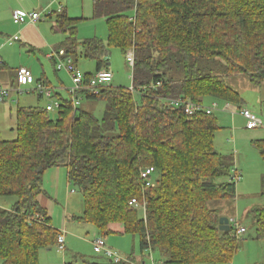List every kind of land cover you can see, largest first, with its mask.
<instances>
[{
    "label": "trees",
    "instance_id": "16d2710c",
    "mask_svg": "<svg viewBox=\"0 0 264 264\" xmlns=\"http://www.w3.org/2000/svg\"><path fill=\"white\" fill-rule=\"evenodd\" d=\"M93 2L94 18L106 19L107 44L80 42L82 20L56 12L50 14L52 33L66 35L59 50L76 65L78 56L94 60L97 72L109 69V48L124 56L133 51L132 81L140 95L111 85L84 94L78 107L70 95L55 112L17 109V138L3 140L0 132V198L15 199L11 207L0 206V261L40 264L41 251L57 246L60 231L39 197L45 174L66 167L84 202L73 221L94 225L103 236L111 224H121L125 234L139 238L142 252L152 251L163 264L231 263L241 239L232 225L221 231L220 220L236 201L232 178L238 169L233 155L216 150L215 113L218 103L243 104L227 78L246 75L264 83V0ZM95 74L86 73V82ZM180 99L204 106L211 99L206 107L216 104L217 110L189 117L171 103ZM99 104L101 117L95 114ZM252 146L264 159V138ZM147 167L156 170L149 189L140 178ZM133 199L146 201L147 219L129 205ZM248 215L264 239V203ZM68 264L114 263L78 256Z\"/></svg>",
    "mask_w": 264,
    "mask_h": 264
},
{
    "label": "rangeland",
    "instance_id": "374dc122",
    "mask_svg": "<svg viewBox=\"0 0 264 264\" xmlns=\"http://www.w3.org/2000/svg\"><path fill=\"white\" fill-rule=\"evenodd\" d=\"M85 4V17H76L82 20L79 24L78 40L83 42L85 40L98 38L106 45L108 39L106 19L93 17L91 12L93 4L91 0H86ZM76 8L78 9V7ZM51 11L53 10H50V14L53 13ZM89 14L90 16H88ZM130 16L133 17L134 12H130ZM44 20L48 24L51 22L49 18L46 19V16H44ZM54 36L60 37L61 42L59 46L66 39V35L63 33L54 34ZM7 38L8 37L0 36V60L3 62L7 61L9 64L7 68L0 69V86L14 89L16 85V71L21 67L31 69L35 78V83L25 87L24 93L18 94L16 91H13L10 98L5 103L0 104L1 137L3 140L10 141L17 138L16 112L18 108L37 106L44 108L48 103L59 102L57 97H54L51 101L46 98L40 101V94L36 91L33 92V90L38 87L41 81H44L46 85L54 89V92H57L58 88L64 87L63 97L66 99H69L70 94L68 89L72 87V81L70 75L66 71H57L54 63L47 57L57 49L48 52L30 51L28 48L21 47L18 44L14 46L8 45ZM81 50L82 49L79 48V52H81ZM108 51L109 68H111L110 70L113 72L115 78L112 86L130 89L133 85V74L132 69L127 63L126 56L117 48H109ZM77 60V66L84 74L90 73V71L93 73L96 71V62L94 60L80 56H78ZM225 82L241 95L243 104L241 106H235L254 112L257 114L258 118L264 122V83L262 85L254 84L246 75L229 77ZM212 103L213 101H211V99H207L205 106H210ZM229 105L230 104L218 103L219 108L215 116L220 130L216 134L215 147L216 150L222 154L233 155L235 166L239 168L238 171L241 174V180L238 182L240 188L237 193L238 200L231 204L227 210V214L230 217H237L241 224L247 229V233L239 242V250L235 258L238 257L237 259L239 260L249 255L252 259L256 260L258 264H264V239L257 238L255 220L247 213V210L252 208V206L264 203V198L262 197L264 159L252 146L253 140L264 138V127L251 131L247 130L246 121L241 116L231 113V109L226 111ZM86 106L87 103L85 102L83 107ZM103 110L104 104H99L95 109V114L101 117ZM61 170L66 177L65 179H67V169L62 167ZM67 185L68 183L66 181L63 197L58 201L56 212L52 214V223L60 227L64 223L65 210L68 211L67 223L70 234L66 239L67 250L64 252L59 251L56 246L52 251H42L40 256L41 264H65V257H67V261L72 262L73 256L77 254H79V257L83 256L85 259H96L99 257V255L95 254L92 244L93 232L96 230L95 226L83 223L75 225L76 223L72 220V217L84 212L83 196L80 191L72 185L71 189L74 190V194L67 197ZM51 187L52 186L47 185L45 189L48 193L54 195L56 188L54 186ZM67 199L68 203L66 204ZM14 202L15 199L13 198H0V204L7 207H11ZM73 226H78V230H72ZM59 229L61 230L62 228ZM110 236H112V234L108 237ZM132 237L133 236H129L128 239L131 240L130 238ZM135 238L138 239V237ZM65 252L67 256L64 255ZM0 264H3V262L0 261ZM226 264H232V262Z\"/></svg>",
    "mask_w": 264,
    "mask_h": 264
},
{
    "label": "crops",
    "instance_id": "0c3cea01",
    "mask_svg": "<svg viewBox=\"0 0 264 264\" xmlns=\"http://www.w3.org/2000/svg\"><path fill=\"white\" fill-rule=\"evenodd\" d=\"M85 1L86 0H0V36L8 37L7 38V44L8 45L14 46V45L18 44L21 47L28 48L30 51L48 52L50 50H55V49L58 50L59 43L61 41H60V37H58V36L56 37L52 33V27H53L54 19L51 16L54 15L56 12L57 13L66 12L70 18L81 19V18H76V17H82V18L85 17V14H86L85 13L86 12ZM91 1L93 4L91 12H92V15L94 17V2H93L94 0H91ZM76 3H78V4H76ZM76 7H78V9ZM60 8H61V12H59ZM50 10H53V11H51V12H53L51 16H50ZM15 11L39 12L42 14V18H41V21H39L37 23H28L25 25H16L13 21V13ZM47 14H49V15H47ZM76 14H78V15H76ZM90 14L88 16H90ZM44 16H46V19H48V18L50 19V21H51L50 24H52V25L46 23V21L44 20ZM16 36L19 37V41L13 42L12 38H14ZM5 64L8 67L9 64L7 63V61L5 62ZM109 69H111V68H109ZM17 71H18V69H17ZM96 72H97V68H96V71L94 73L90 71V73H92V74H95ZM41 82L45 83L44 81H41ZM63 89H64V87L58 88L57 92H55V97H57L58 100L63 98V94H64ZM205 103H206V101H205ZM227 109L228 110H226V111H229V109H231V113L236 112V114L239 115L241 107L237 108L235 105L230 104L227 107ZM215 142H216V140H215ZM226 155H229V154H226ZM61 168L62 167H58V168H54V169L49 170L45 174V177H44V189L47 185L52 186V187L54 186L56 188L55 194L51 195L45 189V191H46L45 194H43L39 197V202L43 205V207L47 208L51 217L53 216L52 214H54L56 212V208L58 207V201H60L63 197V192L65 189L64 186L66 185V181L68 183V185H67V197L74 194L73 190L71 189L72 185H71L70 180H69L68 169L65 167L67 169V179H65L66 177L63 175ZM237 169L239 170V168H237ZM238 189H240L239 186H237V193H238ZM237 200H238V197L236 198L235 202H237ZM67 203H68V199L66 200V204ZM0 206L7 208V206L2 205V204H0ZM83 206H84V204H83ZM68 207H69V204H68ZM250 209L251 208H249L247 210V213L250 211ZM77 210H79V209H77ZM67 212L68 211L65 210L64 223L61 226L59 225L60 227H57L56 225L53 224V226L57 230H60L59 228H62L60 231L65 230L67 232L66 239H67V236L70 234L68 231V223H67L68 214H67ZM82 214L75 215L74 217L82 216ZM225 216L230 219V225H231V220L234 219V217H230L228 214H226ZM74 217H72V219ZM74 223H76L75 225L78 224L75 221H74ZM77 228H78V226H73L72 230L77 229ZM109 231L111 232L110 234H112V236L108 237L110 234L105 235V238L107 239V243H108L109 247H111L114 251L119 253L122 257L130 259L133 262V264L147 263L151 260V257L156 262L163 263L159 259V256L157 254L153 253L152 251L142 252L139 238L136 239L135 237H132V238H130L131 240H129L128 237L130 235L125 234L123 225L111 224L109 226ZM98 236H99L98 231L94 230L93 241ZM93 241H92V244H93ZM65 250H67L66 242H65ZM43 251L49 252V251H52V249H47V250H43ZM41 253H42V251H41ZM41 253H40V256H41ZM65 253H64V255L67 256V253L66 254ZM78 256H79V254L74 255L72 262H74ZM81 257H83V256H80V258ZM97 258H103V257L99 256ZM237 258L234 257L232 264H258L256 262V260L252 259L249 255L246 256L245 258H241L239 260ZM65 259H64L65 264L70 263L69 261H67V257H65ZM40 264H41V262H40Z\"/></svg>",
    "mask_w": 264,
    "mask_h": 264
},
{
    "label": "built area",
    "instance_id": "2783aa9c",
    "mask_svg": "<svg viewBox=\"0 0 264 264\" xmlns=\"http://www.w3.org/2000/svg\"><path fill=\"white\" fill-rule=\"evenodd\" d=\"M61 12V8L60 11ZM42 14L39 12H25V11H15L13 13V21L16 25H25L28 23H37L41 21ZM13 42L19 41V37L12 38ZM48 59L54 62L56 69L58 71H66L71 78L72 87L68 89L69 94L72 97L73 103L75 107H78L81 102L84 94L90 93L94 95H98L101 89H105L110 87L114 80V74L110 69H102L93 76L90 82H86L85 74L78 68L75 64L74 60L67 56L65 50H56L52 52V54L47 56ZM127 63L130 68L133 70L135 64V56L133 51H129L127 56ZM2 60H0V67L4 64ZM35 83V78L30 69L26 67H21L17 71L16 75V85L13 88L0 86V104L5 103L9 98L13 91H16L18 94H22L25 92V87L33 85ZM157 86H161V84H157ZM132 93L133 97L137 98L140 93L138 90L132 85L129 89ZM39 93L44 98L51 101L55 97L54 89L45 83L40 82L38 87L33 90V92ZM171 103L176 107H184L185 113L187 116L191 117L201 112H206L207 114H213L217 110V105H213L212 107H206L203 104L194 103L189 100H171ZM60 106L59 102L56 103H48L46 109L48 112L56 111ZM228 110V109H226ZM236 115V112H233ZM239 115L246 121V129L247 130H255L264 127V123L258 116L248 110V109H240ZM156 174V170L154 167L143 168L140 171V178L143 182V185L146 189H149L154 184V176ZM232 180L238 184L241 180V174L237 171H233ZM74 193V190H73ZM136 210L143 211L144 218L147 219V203L143 201L141 203L137 199H133L130 204ZM231 225L235 230L236 237L238 239H242L247 233V229L245 226L241 224L238 218H234L231 220ZM66 234L65 230L60 231V235L58 237L57 247L59 251H65V242H66ZM93 249L96 255L102 256L109 260L114 264H133V262L128 259L122 257L119 253L114 251L111 247H109L107 243V239L103 235H99L93 241ZM144 264H163L161 262H156L152 257L151 260Z\"/></svg>",
    "mask_w": 264,
    "mask_h": 264
},
{
    "label": "water",
    "instance_id": "95a60500",
    "mask_svg": "<svg viewBox=\"0 0 264 264\" xmlns=\"http://www.w3.org/2000/svg\"><path fill=\"white\" fill-rule=\"evenodd\" d=\"M220 230L223 232H230L231 225H230V219L227 217H223L220 220Z\"/></svg>",
    "mask_w": 264,
    "mask_h": 264
}]
</instances>
